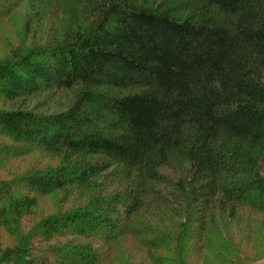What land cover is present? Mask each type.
Segmentation results:
<instances>
[{"label":"trees","instance_id":"1","mask_svg":"<svg viewBox=\"0 0 264 264\" xmlns=\"http://www.w3.org/2000/svg\"><path fill=\"white\" fill-rule=\"evenodd\" d=\"M19 1L0 0V23ZM48 7L50 27L31 17L33 42L0 60V97L61 90L77 101L53 114L0 109V136L13 143L0 144V166L34 148L67 159L0 184V230L17 233L40 196L93 193L41 221L0 264H129L127 237L177 256L147 254L151 264H186L196 242L218 241L221 216L264 212V0ZM108 172L111 181L93 182Z\"/></svg>","mask_w":264,"mask_h":264},{"label":"rangeland","instance_id":"2","mask_svg":"<svg viewBox=\"0 0 264 264\" xmlns=\"http://www.w3.org/2000/svg\"><path fill=\"white\" fill-rule=\"evenodd\" d=\"M53 2L55 0H20L15 5L8 18L0 23V60L9 57L11 49H15L18 45L33 42V33L26 36V23L28 24L27 21L31 17L35 22L37 19L43 18L42 22L47 26L53 22V18L56 16L48 7ZM61 12L60 15H62ZM38 38L40 39V36ZM77 95L76 91L50 90L27 98L25 101L14 103L7 102L0 97V109H25L38 114H53L72 107L77 101ZM3 142L13 145L8 138L0 136V144ZM66 159L67 156L53 154L38 148L27 151V153L12 155L0 166V184L18 182L21 178L52 170L64 163ZM90 159L92 158L90 157ZM113 176L108 172L96 177L93 182L101 183L104 178L111 181ZM85 187L82 190L74 188L68 191L65 189V191L61 190L38 197L31 212L23 217L21 225L16 230L17 233H13L7 228L0 230V255L7 248L15 247L18 244V239L34 231L44 219L57 213L70 212L88 203L86 196L93 193L89 190L93 186L86 185ZM163 225L168 226L165 223ZM220 228V234H222L218 239L219 242L222 240L220 246L219 242L213 239L210 243L196 242L198 248L191 255H186L185 258L181 257L179 260L186 264H264V212L240 209L236 219L227 220V217L221 216ZM69 240L70 237L56 239L49 242L47 246L67 244ZM81 244L85 243L81 241ZM190 244L192 246L194 243L190 242ZM122 245L121 247L127 253L126 258H129V264H151L147 254L153 256V253L164 258L177 257L172 252H148L128 237L123 239ZM188 245L189 242L186 244L187 248Z\"/></svg>","mask_w":264,"mask_h":264}]
</instances>
